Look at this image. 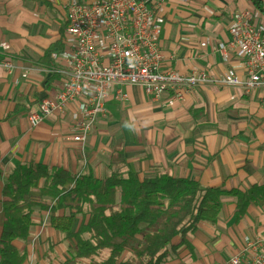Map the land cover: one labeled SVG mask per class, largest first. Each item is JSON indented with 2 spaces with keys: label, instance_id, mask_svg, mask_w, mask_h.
Returning a JSON list of instances; mask_svg holds the SVG:
<instances>
[{
  "label": "crops",
  "instance_id": "obj_1",
  "mask_svg": "<svg viewBox=\"0 0 264 264\" xmlns=\"http://www.w3.org/2000/svg\"><path fill=\"white\" fill-rule=\"evenodd\" d=\"M69 1L0 0V52L15 63L12 73L0 66V238L2 190L20 164L39 162L74 174L91 168L100 178L131 170L144 179L159 171L196 179L203 188L229 191L264 185V88L246 92L237 86H198L177 101L171 93L155 99L139 85H126L127 98L109 100L107 115L84 146L72 139L69 112L31 125L29 114L62 85L65 61L60 54L68 48V35L62 30ZM162 2L160 46L165 68L185 74L200 69L217 76L235 68L245 75L235 48L228 45L229 30L239 10L249 12L252 22L264 24V0ZM221 44L225 50L219 48ZM49 50L52 55H46ZM26 71L29 75L23 77ZM222 202L218 220L201 221L186 243L170 249L164 264H219L238 254L252 258L255 250L248 242L264 232V200L250 204L239 220L237 197L228 194ZM33 218L36 224L29 238L14 241L27 254L23 264H62L70 259L73 251L65 234L49 223L53 234L63 235L62 241L52 243L36 215ZM44 245L50 263L44 255L39 257ZM51 246L61 254L57 259L50 256Z\"/></svg>",
  "mask_w": 264,
  "mask_h": 264
},
{
  "label": "trees",
  "instance_id": "obj_2",
  "mask_svg": "<svg viewBox=\"0 0 264 264\" xmlns=\"http://www.w3.org/2000/svg\"><path fill=\"white\" fill-rule=\"evenodd\" d=\"M34 191H40L39 198H32ZM2 193L0 264L24 263L27 254L14 241L29 238L38 208L49 211L50 225L71 242V258L62 264L86 260L90 264H164L170 249L186 243L201 221L218 220L223 196L237 197L239 220L250 204L264 200V185L245 192L229 191L203 188L196 179L159 171L144 179L131 170L127 175L113 171L100 178L91 168L74 174L62 167L30 162L9 174ZM60 209L68 213L59 214ZM178 236L180 241L174 245Z\"/></svg>",
  "mask_w": 264,
  "mask_h": 264
},
{
  "label": "built area",
  "instance_id": "obj_3",
  "mask_svg": "<svg viewBox=\"0 0 264 264\" xmlns=\"http://www.w3.org/2000/svg\"><path fill=\"white\" fill-rule=\"evenodd\" d=\"M162 3L70 0L66 5L68 48L60 54L65 61L62 85L55 96L43 98L38 109L29 114L31 125L37 126L52 114L69 112L72 139L84 146L97 122L107 115L109 100L127 98L126 85H139L155 99L171 93L177 101L198 86H237L246 92L264 88V24L252 22L247 11L234 15L228 45L235 48L244 76L235 68L221 76L200 69L185 74L164 65L159 19ZM225 47L221 44L219 48ZM0 66L9 73L15 69L13 59L1 52ZM28 75L26 71L23 77ZM248 245L255 250L251 259L238 254L219 264H264V232Z\"/></svg>",
  "mask_w": 264,
  "mask_h": 264
},
{
  "label": "rangeland",
  "instance_id": "obj_4",
  "mask_svg": "<svg viewBox=\"0 0 264 264\" xmlns=\"http://www.w3.org/2000/svg\"><path fill=\"white\" fill-rule=\"evenodd\" d=\"M40 196V191H34L33 193H32V198H37V197H39ZM38 211V213L36 212V221H37V223H40L41 225H42V227H44V232H46V235H49L50 237H49V239H51L52 240V243H53V239L54 240H56V241H62V236L63 235H61L60 233H57V234H53L52 233V229H50L49 227H48V224H49V219H50V216H49V213L48 212H46V211H43V210H40L39 208L37 209ZM41 212V213H40ZM64 212H66V213H68V210H65ZM40 213V214H39ZM81 221H82V218L80 217L79 218V220H78V223H77V226H76V229L78 228V226L80 225V223H81ZM51 231V232H50ZM69 244V243H68ZM68 244H67V246H68ZM52 248H53V246H51ZM50 250L52 251V254H50V256L51 257H54V258H58L59 257V255H61L60 253H57V251L53 248V249H51L50 248ZM66 250H68V248H66ZM46 251L48 252L49 251V249L47 248V245H46V247H45V245L44 246H42V248L39 250V257L40 258H43V255H44V257H45V262L46 263H50V258H47L46 256H45V254H46ZM69 252V251H68ZM45 253V254H44ZM49 254V253H48ZM103 255H106V253H104ZM235 256V255H234ZM228 260V259H227ZM226 261V260H225ZM61 263V262H60ZM82 264H90V261L89 260H86V261H84Z\"/></svg>",
  "mask_w": 264,
  "mask_h": 264
}]
</instances>
